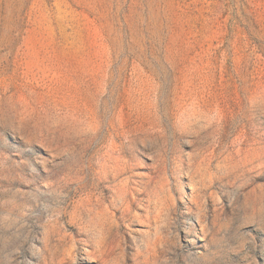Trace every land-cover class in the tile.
<instances>
[{"label":"rangeland","instance_id":"374dc122","mask_svg":"<svg viewBox=\"0 0 264 264\" xmlns=\"http://www.w3.org/2000/svg\"><path fill=\"white\" fill-rule=\"evenodd\" d=\"M164 3L0 0V264H264V0Z\"/></svg>","mask_w":264,"mask_h":264},{"label":"bare ground","instance_id":"6f19581e","mask_svg":"<svg viewBox=\"0 0 264 264\" xmlns=\"http://www.w3.org/2000/svg\"><path fill=\"white\" fill-rule=\"evenodd\" d=\"M173 4H174V0H165L162 10L159 9H158L159 11H157V9L153 10L152 19L154 21V25H153L155 27L154 30L156 29L159 31L163 29L164 26H168L169 23L174 19V15L172 12ZM161 11H163V14H161L162 13ZM173 37L174 40L176 41L179 37V34L175 33Z\"/></svg>","mask_w":264,"mask_h":264}]
</instances>
